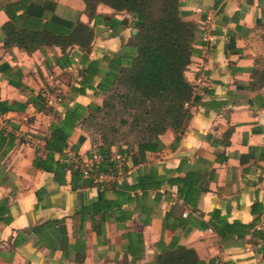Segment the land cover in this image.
I'll list each match as a JSON object with an SVG mask.
<instances>
[{"label": "crops", "instance_id": "1", "mask_svg": "<svg viewBox=\"0 0 264 264\" xmlns=\"http://www.w3.org/2000/svg\"><path fill=\"white\" fill-rule=\"evenodd\" d=\"M179 3L180 19L196 27L183 74L192 88L191 117L176 143L175 134L165 131L161 148L144 152V162L116 160L119 155L111 150L118 176L104 179L132 185L138 173L154 171L188 177L193 193L183 201L181 189L189 181L184 187L165 182L144 197L131 192L119 210L90 218L77 211L98 198L97 187L73 190L69 172L58 184L52 173L33 167L37 155L44 158L43 140L55 118L35 111L27 99L29 91H57L61 102L54 112L61 118L65 106L99 105L102 96L70 92L78 81L77 47L61 52L40 44L30 53L5 48L1 27L88 25L93 30L88 59L101 63L94 85L106 71L103 57L126 54L123 46L133 30L110 36L102 24L88 22L82 0H0V264H152L171 242L192 249L204 263L264 264V0ZM95 13L130 20L104 5ZM77 125L63 155L89 160L93 150ZM53 159L60 161L56 154ZM105 198L115 199L110 191ZM211 213L222 226L220 235L208 224Z\"/></svg>", "mask_w": 264, "mask_h": 264}, {"label": "trees", "instance_id": "2", "mask_svg": "<svg viewBox=\"0 0 264 264\" xmlns=\"http://www.w3.org/2000/svg\"><path fill=\"white\" fill-rule=\"evenodd\" d=\"M84 13L88 22L102 24L114 37L124 29L135 31L126 40L123 48L126 54H115L106 62V71L94 85L98 76L99 61L88 59L93 30L88 25L76 22L65 30L54 26H45L41 30L22 28L14 31L10 23L2 27V43L5 48L15 46L30 53L40 44L54 45L61 52L67 47L75 46L80 51L76 87H71L73 95H82L84 90H92L93 94L101 95L99 105L89 103L86 106L73 104L65 106L62 117L54 112V107L47 106L43 101V92L35 95L29 91L27 99L35 111L52 113L54 121L49 123L48 136L44 138V158L37 155L32 165L38 170L52 173L58 184H63V176L70 173V185L73 190L89 187L99 189L98 198L82 206L78 215L93 218L100 212L119 210L124 201H129L131 192H139L142 197L147 191H157L165 182L170 186L184 187L180 197L192 194V180L188 177L171 178L160 176L156 172L138 173L132 185L116 184L114 181L96 183L99 175L117 177L118 166L112 160L111 150L121 158H129L132 164L144 162V152L156 151L161 148L159 136L171 130L176 143L184 132L191 117L188 103L191 100L192 88L184 78V72L190 63L193 53V42L196 27L193 23L184 22L179 17V0H82ZM97 5H104L118 13L130 17L116 20L95 13ZM264 73V61H263ZM261 83L264 76L260 77ZM86 134L93 155L100 161L86 176L73 170L68 157L63 155L68 139L76 128ZM75 152V147L71 148ZM56 154L58 160L53 159ZM74 156H77L74 154ZM88 157L89 156L88 154ZM117 164V165H116ZM120 171L125 168L121 167ZM167 173V172H165ZM109 186L110 189H106ZM106 191L115 199L105 198ZM183 192V194H182ZM154 203L158 200L155 194ZM187 201V200H186ZM188 202V201H187ZM140 204V200L137 201ZM208 224L220 235L221 225L216 214L211 213ZM96 234L100 232L93 227ZM160 245V242L158 243ZM152 264H212L200 261L192 249L169 243L162 246Z\"/></svg>", "mask_w": 264, "mask_h": 264}, {"label": "built area", "instance_id": "3", "mask_svg": "<svg viewBox=\"0 0 264 264\" xmlns=\"http://www.w3.org/2000/svg\"><path fill=\"white\" fill-rule=\"evenodd\" d=\"M109 31V30H108ZM81 69V66L78 64V61L76 59L73 60V72L75 74V77L78 79V71ZM43 101L47 106H56L61 102L60 94L57 91H54L52 93H44L43 94ZM116 160H121L120 156L115 157ZM68 160L72 166L73 170H78L82 173L83 176H86L91 170L97 165V163L100 161V159L93 155L91 159L89 160H82L78 156H74L73 154L68 156ZM111 180H115L117 177L114 176H107ZM106 176L105 175H99L95 182L96 183H102L105 182ZM184 215V214H183Z\"/></svg>", "mask_w": 264, "mask_h": 264}, {"label": "water", "instance_id": "4", "mask_svg": "<svg viewBox=\"0 0 264 264\" xmlns=\"http://www.w3.org/2000/svg\"><path fill=\"white\" fill-rule=\"evenodd\" d=\"M102 30H103V28H102ZM132 34H135V31L134 30L132 31ZM177 156H179V155H177ZM263 219H264V217H263Z\"/></svg>", "mask_w": 264, "mask_h": 264}]
</instances>
